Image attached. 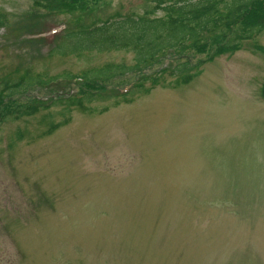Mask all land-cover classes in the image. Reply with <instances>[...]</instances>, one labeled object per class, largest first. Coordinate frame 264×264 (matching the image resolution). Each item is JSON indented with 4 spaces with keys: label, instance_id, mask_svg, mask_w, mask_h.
I'll return each mask as SVG.
<instances>
[{
    "label": "rangeland",
    "instance_id": "rangeland-1",
    "mask_svg": "<svg viewBox=\"0 0 264 264\" xmlns=\"http://www.w3.org/2000/svg\"><path fill=\"white\" fill-rule=\"evenodd\" d=\"M153 4L0 0V87L43 80L0 104L1 115L42 99L0 124V264H264V29L232 51L219 45L241 24L210 29L208 46L188 53L205 60L199 75L175 85L165 56L145 68L165 67L159 83L125 102L114 95L134 73L101 84L79 75L132 64L131 51L53 52L64 30L162 16ZM79 90L102 98L53 100Z\"/></svg>",
    "mask_w": 264,
    "mask_h": 264
},
{
    "label": "trees",
    "instance_id": "trees-1",
    "mask_svg": "<svg viewBox=\"0 0 264 264\" xmlns=\"http://www.w3.org/2000/svg\"><path fill=\"white\" fill-rule=\"evenodd\" d=\"M72 1H78L82 9H87V4L95 0ZM157 13H162V16L126 15L108 19L89 27L64 30L63 39L56 44L53 52L60 55H79L88 51H131L133 54L132 64L107 63L79 75L80 79L88 83L101 84V82L109 83L117 77L134 73L138 83L134 85L132 82L133 87L114 95L125 102L138 92H149L154 85L159 83V75L165 70V67L158 66L152 71H145V68H152L160 58L165 56L174 62L171 73L176 75L175 85L187 84L199 75L205 60L199 59L196 62H191L188 59V53L191 50L199 52L208 46L209 39H203V35L210 29L222 26L231 29L236 22L241 24L240 30L231 35H223L227 38L219 45L220 51H232L238 47L242 40L251 39L264 29V0H154L150 14ZM6 22L5 14L0 12V27L4 26ZM181 57L184 59L175 62ZM209 58H212V55ZM63 77L68 78L69 76L63 75ZM144 79L150 82L149 86H145L141 82ZM39 82H43V80L28 75L15 81L3 82L0 87V104L17 94L26 93L30 86ZM129 83L124 81L116 85L120 88ZM117 87L115 90H118ZM112 88L114 90V87ZM260 92L264 98V83ZM110 95L112 94L110 93ZM54 96H57V99H53L54 101L62 102L69 107L82 106L102 98L96 92L82 91L76 97H66L68 100H64L65 97L61 94L56 95L55 93ZM30 98L27 103L15 104L4 114H1L0 124L22 116H29L35 113L39 107L42 108L40 104L42 99Z\"/></svg>",
    "mask_w": 264,
    "mask_h": 264
}]
</instances>
